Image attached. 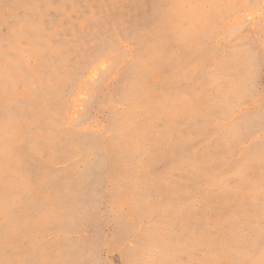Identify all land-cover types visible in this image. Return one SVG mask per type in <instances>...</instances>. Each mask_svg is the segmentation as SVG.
<instances>
[{
	"label": "rangeland",
	"instance_id": "1",
	"mask_svg": "<svg viewBox=\"0 0 264 264\" xmlns=\"http://www.w3.org/2000/svg\"><path fill=\"white\" fill-rule=\"evenodd\" d=\"M262 102L264 0H0V264H264Z\"/></svg>",
	"mask_w": 264,
	"mask_h": 264
},
{
	"label": "snow or ice",
	"instance_id": "2",
	"mask_svg": "<svg viewBox=\"0 0 264 264\" xmlns=\"http://www.w3.org/2000/svg\"><path fill=\"white\" fill-rule=\"evenodd\" d=\"M178 7H181V8H194L196 7V5L194 4H191V3H181L179 5H177ZM264 103V102H262Z\"/></svg>",
	"mask_w": 264,
	"mask_h": 264
}]
</instances>
